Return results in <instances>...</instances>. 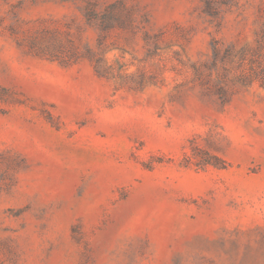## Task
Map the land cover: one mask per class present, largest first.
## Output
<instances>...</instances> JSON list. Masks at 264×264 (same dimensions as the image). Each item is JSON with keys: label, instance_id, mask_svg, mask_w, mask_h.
<instances>
[{"label": "rangeland", "instance_id": "obj_1", "mask_svg": "<svg viewBox=\"0 0 264 264\" xmlns=\"http://www.w3.org/2000/svg\"><path fill=\"white\" fill-rule=\"evenodd\" d=\"M0 264H264V0H0Z\"/></svg>", "mask_w": 264, "mask_h": 264}]
</instances>
